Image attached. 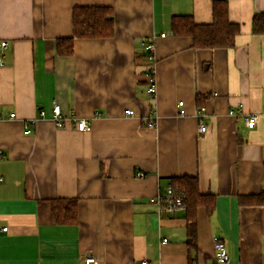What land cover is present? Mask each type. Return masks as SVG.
Returning a JSON list of instances; mask_svg holds the SVG:
<instances>
[{"label": "crops", "instance_id": "1", "mask_svg": "<svg viewBox=\"0 0 264 264\" xmlns=\"http://www.w3.org/2000/svg\"><path fill=\"white\" fill-rule=\"evenodd\" d=\"M227 1L241 28L232 49L173 34L174 16L211 24L213 0H0V264H218L214 237L229 264H264V205L240 201L264 191V34L252 31L264 0ZM79 7L109 8L113 36L75 38ZM65 38H74L71 56L58 53ZM147 39L156 45L153 99ZM249 114H259L254 129ZM73 117L92 130L78 131ZM182 176L214 196L212 212L197 210L195 250L184 210L168 215L151 201ZM70 199L78 220L59 224L53 202Z\"/></svg>", "mask_w": 264, "mask_h": 264}, {"label": "trees", "instance_id": "2", "mask_svg": "<svg viewBox=\"0 0 264 264\" xmlns=\"http://www.w3.org/2000/svg\"><path fill=\"white\" fill-rule=\"evenodd\" d=\"M75 38L101 39L110 38L114 34V15L106 7H79L73 12ZM173 34L188 36L193 39L195 48L232 49L236 47V39L241 28L229 19L227 0H213V21L211 24H197L192 16H174L171 22ZM252 31L264 34V13L253 18ZM58 53L71 56L74 53V38L58 41ZM144 57L147 59L145 53ZM178 188L184 198V217L187 221V244L190 250L197 247V210L204 206L209 212L214 208V196L200 192L196 177L182 176L170 181ZM241 203L245 205H264V191L259 195L243 196ZM78 203L76 200H55L53 212L56 221L62 225H73L78 220Z\"/></svg>", "mask_w": 264, "mask_h": 264}, {"label": "built area", "instance_id": "3", "mask_svg": "<svg viewBox=\"0 0 264 264\" xmlns=\"http://www.w3.org/2000/svg\"><path fill=\"white\" fill-rule=\"evenodd\" d=\"M166 34H162V37H165ZM8 47V44L6 42L0 43V65H3V60L4 57L2 55V50L6 49ZM143 51L147 57V61L149 62V67L147 69V78H148V83H147V89L146 93L153 99L157 95V83H156V70H155V51H156V45L153 40H145L143 43ZM178 107L180 108V115L184 116L185 115V109L184 107V102H179ZM242 108H236L234 110H231L230 115H241ZM53 112V121L55 122L56 126L58 128H63L65 126V123L67 121V118L63 116L62 110L59 106H56L52 110ZM127 115H134L133 110H126L125 112ZM41 116H45L44 111H40ZM11 118H15L16 114H11ZM198 118L200 120L199 126H198V131L200 133H205L208 131V126L204 123V118H205V108L201 107L199 109L198 113ZM259 119V114H249L245 116V123L248 129H254L257 126ZM72 121L76 124V128L80 132H89L92 130L91 125L89 122L85 119H77L75 117L72 118ZM31 123L26 124V129H25V134H31L32 129H31ZM156 126V120L155 116L152 119L150 117L149 122H148V127L154 128ZM137 176L142 177L144 176L143 173H138ZM153 203H156L157 205L160 206V210L162 213L168 214V215H173L179 210H183L184 208V198L182 195L179 194L178 188L170 184L167 189L159 194L156 198L151 200ZM4 231H7V228L3 229ZM167 239H164L163 242H167ZM214 252H215V259L218 264H229L230 263V256L229 252L227 249V245L225 241L219 237H214ZM82 264H103L93 258L92 256H88L83 260ZM141 264H148V262L145 260Z\"/></svg>", "mask_w": 264, "mask_h": 264}]
</instances>
